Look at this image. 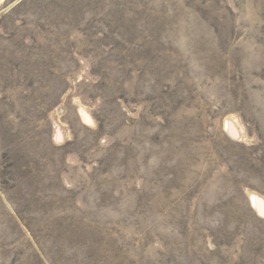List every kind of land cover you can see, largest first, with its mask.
I'll return each instance as SVG.
<instances>
[{
  "label": "rangeland",
  "instance_id": "374dc122",
  "mask_svg": "<svg viewBox=\"0 0 264 264\" xmlns=\"http://www.w3.org/2000/svg\"><path fill=\"white\" fill-rule=\"evenodd\" d=\"M0 264H264V0H0Z\"/></svg>",
  "mask_w": 264,
  "mask_h": 264
}]
</instances>
